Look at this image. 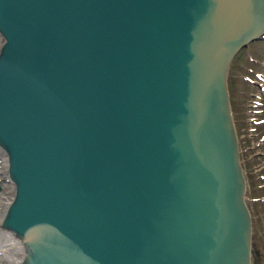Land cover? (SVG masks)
I'll return each mask as SVG.
<instances>
[{"label": "water", "instance_id": "95a60500", "mask_svg": "<svg viewBox=\"0 0 264 264\" xmlns=\"http://www.w3.org/2000/svg\"><path fill=\"white\" fill-rule=\"evenodd\" d=\"M262 32L264 0H0L23 264H252L226 73Z\"/></svg>", "mask_w": 264, "mask_h": 264}, {"label": "flooded vegetation", "instance_id": "af4514ba", "mask_svg": "<svg viewBox=\"0 0 264 264\" xmlns=\"http://www.w3.org/2000/svg\"><path fill=\"white\" fill-rule=\"evenodd\" d=\"M252 52L253 48H251V43L241 48L230 61L226 73L228 101L233 124L236 132V126L241 130L239 133L237 132L239 145L240 143H249L250 139L256 136L261 138L258 144H264V54L261 52ZM229 74L231 75L230 81ZM245 85L247 87H245ZM247 88L248 91L246 93L245 91ZM243 107L244 111L241 113L240 110ZM234 108L239 109L240 115L235 116ZM258 125H261L263 128L255 132L254 129ZM244 146L246 151L253 148L248 144H244ZM263 153L264 151H259L253 155L249 154L244 162V164L248 166L246 165V167H243L242 165L243 170L246 168V173L251 181L256 176L257 179H264V173L258 174L259 176L256 174L261 169L264 170V159L261 164L256 161L255 164L252 162L254 158H259ZM245 182L247 185L246 177ZM260 184L261 182L258 187L263 186L261 188V190L263 189L262 192L260 194H252L251 197V199L256 202H264V181L262 185Z\"/></svg>", "mask_w": 264, "mask_h": 264}, {"label": "rangeland", "instance_id": "374dc122", "mask_svg": "<svg viewBox=\"0 0 264 264\" xmlns=\"http://www.w3.org/2000/svg\"><path fill=\"white\" fill-rule=\"evenodd\" d=\"M264 37V32L262 33ZM2 38L0 36V42ZM251 48H253L252 53L261 52L264 54V40H259L255 42H251ZM232 73V72H231ZM231 80V75L229 74V81ZM245 87H247L245 85ZM248 88L246 89V93ZM244 111V107L241 108L240 112ZM235 116L240 115L239 109L234 108ZM237 128V132L239 133L241 130ZM263 128L261 125H258L254 131L258 132L259 129ZM261 141V138L257 136L253 139H250L249 143L245 142V145H251L253 148L249 151H246L244 148V144L240 143V161L243 162V167H246L247 164H244L245 160L248 158V155H253L258 153L259 151H264V144L260 145L258 142ZM2 153V154H1ZM3 156V157H2ZM5 154L0 148V212L4 209L5 204H7V200L13 196L14 188L12 182L8 178L7 168L5 166L4 160ZM264 153L258 157L254 158L252 162L254 164L256 162L263 163ZM256 161V162H255ZM263 161V162H262ZM248 166V165H247ZM261 169V168H259ZM244 175L247 181V189L245 192V202L249 208L250 216H251V257H252V264H264V202H256L251 199L252 194H260L262 192L261 187H258L263 184L264 179H254L251 181L249 180L250 177L246 173V168H244ZM264 170L258 171L256 174H263ZM259 176V175H258ZM256 202V203H255ZM0 264H9L6 259L0 256Z\"/></svg>", "mask_w": 264, "mask_h": 264}, {"label": "bare ground", "instance_id": "6f19581e", "mask_svg": "<svg viewBox=\"0 0 264 264\" xmlns=\"http://www.w3.org/2000/svg\"><path fill=\"white\" fill-rule=\"evenodd\" d=\"M6 205L0 212V256L6 259L9 264H23V249L18 236L2 226Z\"/></svg>", "mask_w": 264, "mask_h": 264}]
</instances>
